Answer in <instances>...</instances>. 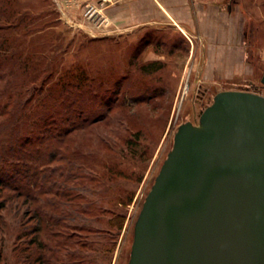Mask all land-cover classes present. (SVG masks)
I'll return each mask as SVG.
<instances>
[{"label":"rangeland","instance_id":"rangeland-1","mask_svg":"<svg viewBox=\"0 0 264 264\" xmlns=\"http://www.w3.org/2000/svg\"><path fill=\"white\" fill-rule=\"evenodd\" d=\"M202 1L207 10L191 19L189 9L199 10ZM192 2L177 21L164 19L162 10L151 14L154 21L145 13L130 23L124 16L131 0H17L35 16L32 33H18L20 49L32 44L47 55L53 72L46 87L75 82V72L84 78L80 90L68 85L61 100H53L51 125H71L73 117L61 116L76 100L83 117L101 120L72 132L50 164L53 193L42 197L53 205L47 209L52 226L36 243H29L34 234L20 239L18 233L37 219L25 213L22 198L3 192L10 199L8 222L13 228L20 223L0 242L5 264H42L36 262L41 255L51 264H129L136 220L178 127L198 120L218 91L249 88L264 95V0ZM217 11L221 38L204 42L207 20L201 14ZM223 60L227 66L216 69L213 62ZM61 184L74 196L56 193ZM71 222L88 230L63 226Z\"/></svg>","mask_w":264,"mask_h":264},{"label":"water","instance_id":"water-1","mask_svg":"<svg viewBox=\"0 0 264 264\" xmlns=\"http://www.w3.org/2000/svg\"><path fill=\"white\" fill-rule=\"evenodd\" d=\"M129 264H264L263 94L218 91L178 127Z\"/></svg>","mask_w":264,"mask_h":264},{"label":"trees","instance_id":"trees-1","mask_svg":"<svg viewBox=\"0 0 264 264\" xmlns=\"http://www.w3.org/2000/svg\"><path fill=\"white\" fill-rule=\"evenodd\" d=\"M34 20V14L29 10H21L17 0H0V242L2 244L12 230L20 229V223H17L14 229L6 218V215L8 217L11 214V210L8 211L10 199L3 192L10 190L14 196L22 198V204L26 206L25 213L29 215L30 220L37 219L38 223L32 229H21L18 233L20 239L34 234L29 243H36L38 234L41 231L47 232L52 226L50 221L53 216L47 209L53 205L50 204L49 199L42 197L53 193L47 185L51 179L48 174L52 170L50 164L61 156L62 144L72 132L101 120V118L89 120L83 117V107L80 105V100H76L72 101L70 111H65V116H61L64 121L73 117L72 124L64 127L51 125L53 117L56 116L53 109L55 107H52L53 100L60 101L68 85L80 90L84 78L81 75L82 71L75 72L72 74L76 77L75 82L63 83L59 90L52 85L46 87L50 73L53 72L48 73L49 68L52 67L47 65L49 61L47 55L43 54L44 57L39 55L36 48L29 47L32 44L26 45V50L20 49L23 46L21 42L19 43L18 33L21 31H24V35L32 33ZM45 73L48 74L44 76ZM42 75L44 77L41 78ZM39 107L41 113L38 112ZM63 184L57 187L56 193L62 192L63 196L73 197L71 189L62 187ZM55 211L62 212L57 208ZM63 226L73 231L80 227L79 224L72 222L64 223ZM80 229L88 230L83 225ZM68 236L73 237L72 234ZM40 247L47 246L41 241ZM70 254L68 253L69 256ZM3 257L4 252L0 250V264H5ZM36 262L51 264L48 259L44 261L43 255L37 258Z\"/></svg>","mask_w":264,"mask_h":264},{"label":"crops","instance_id":"crops-1","mask_svg":"<svg viewBox=\"0 0 264 264\" xmlns=\"http://www.w3.org/2000/svg\"><path fill=\"white\" fill-rule=\"evenodd\" d=\"M130 1V0H129ZM169 1H171L173 3V0H131V3H129L128 5L125 6V16H124V20L125 22H130V23H135L137 22L139 19L137 17H139V15L141 14V20L145 19L144 17H142V15H144L145 13L148 15V22L154 21L153 18H151V14L154 16L155 14L157 15V13L159 11L164 10V19H167L168 16L170 17V19H173L175 21H177L178 19V15L179 16H183V12L182 10H185V6L187 7L188 4H192L193 0H181L179 3L180 5L178 6V3H175L173 5L171 4H167L169 3ZM208 1H202L200 2V4H202V8H200L199 10H194L192 9V7L189 9L191 16L190 18L192 19L193 16L198 17L199 16V12L201 11H205L206 6ZM191 4L189 6H191ZM193 5H195V3H193ZM179 7V8H178ZM177 9V10H176ZM181 10V11H180ZM207 10V9H206ZM153 11V13L151 12ZM203 13L202 15V19L205 18L206 24L205 25V29H206V36L203 35L201 36V38H203L204 42L206 41V37L210 38L211 40H216L218 38H221L220 34L221 32H223L222 29V22L223 20L221 19V15L222 13L217 11V14H213V13ZM194 21V20H193ZM186 28L188 26H185ZM184 27L183 30L187 31L186 28ZM189 28V27H188ZM214 64H216V69H220V67L222 66L224 68V66H227L226 62L223 61H216L213 62ZM230 64H228L229 66ZM237 65L234 64L230 69L235 72V70L237 69Z\"/></svg>","mask_w":264,"mask_h":264}]
</instances>
